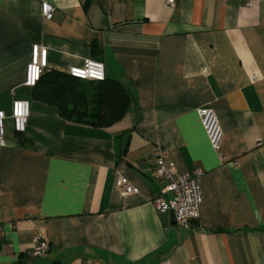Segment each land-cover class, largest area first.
I'll return each instance as SVG.
<instances>
[{
	"label": "crops",
	"instance_id": "crops-1",
	"mask_svg": "<svg viewBox=\"0 0 264 264\" xmlns=\"http://www.w3.org/2000/svg\"><path fill=\"white\" fill-rule=\"evenodd\" d=\"M34 45L45 73L102 62L130 95L125 115L94 128L34 99ZM14 100L30 115L21 135L5 121L0 264H264V0H0V110ZM199 107L222 127L217 153ZM157 148L178 173L204 172L187 230L152 204ZM120 177L138 192L120 195ZM38 234L49 250L32 258Z\"/></svg>",
	"mask_w": 264,
	"mask_h": 264
},
{
	"label": "built area",
	"instance_id": "built-area-1",
	"mask_svg": "<svg viewBox=\"0 0 264 264\" xmlns=\"http://www.w3.org/2000/svg\"><path fill=\"white\" fill-rule=\"evenodd\" d=\"M167 3L173 6L174 0H167ZM251 5L252 2H246V6ZM54 10V7L48 3L44 2L41 5V14L46 20L52 18ZM46 67L47 49L39 45L32 46L23 85L28 88L35 87ZM67 74L72 78L88 82H102L106 78L103 63L92 58L85 59L81 66L70 67ZM196 114L210 147L214 152H219L224 133L215 111L209 107H199L196 109ZM29 115L30 103L26 100H14L9 114L0 110V146L5 144V121L10 119L14 132L21 135L26 130ZM152 159L153 177L164 182L163 188L152 200L154 209L158 213L172 214L175 224L187 230L199 219V208L203 202L201 181L204 172L201 169H194L191 172L178 173L174 164L168 160L167 152L161 148L153 152ZM115 187L122 196H130L138 192L137 188L123 177L117 179ZM48 250V242L38 234L26 254L32 258L42 257Z\"/></svg>",
	"mask_w": 264,
	"mask_h": 264
},
{
	"label": "trees",
	"instance_id": "trees-1",
	"mask_svg": "<svg viewBox=\"0 0 264 264\" xmlns=\"http://www.w3.org/2000/svg\"><path fill=\"white\" fill-rule=\"evenodd\" d=\"M81 82L65 73L44 71L32 88L33 97L55 107L62 119L94 128L107 127L125 115L130 95L120 83L106 79Z\"/></svg>",
	"mask_w": 264,
	"mask_h": 264
},
{
	"label": "rangeland",
	"instance_id": "rangeland-1",
	"mask_svg": "<svg viewBox=\"0 0 264 264\" xmlns=\"http://www.w3.org/2000/svg\"><path fill=\"white\" fill-rule=\"evenodd\" d=\"M81 83H83V84H84V82H81Z\"/></svg>",
	"mask_w": 264,
	"mask_h": 264
},
{
	"label": "water",
	"instance_id": "water-1",
	"mask_svg": "<svg viewBox=\"0 0 264 264\" xmlns=\"http://www.w3.org/2000/svg\"><path fill=\"white\" fill-rule=\"evenodd\" d=\"M172 215V214H171ZM173 217V216H172ZM174 219V218H173Z\"/></svg>",
	"mask_w": 264,
	"mask_h": 264
}]
</instances>
